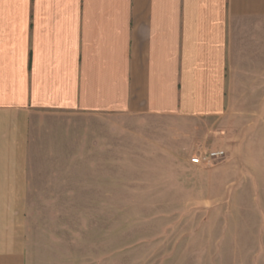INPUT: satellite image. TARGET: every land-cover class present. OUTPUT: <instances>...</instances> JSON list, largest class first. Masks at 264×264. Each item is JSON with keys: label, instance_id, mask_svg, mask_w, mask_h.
<instances>
[{"label": "crops", "instance_id": "crops-1", "mask_svg": "<svg viewBox=\"0 0 264 264\" xmlns=\"http://www.w3.org/2000/svg\"><path fill=\"white\" fill-rule=\"evenodd\" d=\"M260 35L264 0H0V264H61L30 197L103 180L109 117L236 120Z\"/></svg>", "mask_w": 264, "mask_h": 264}, {"label": "rangeland", "instance_id": "rangeland-1", "mask_svg": "<svg viewBox=\"0 0 264 264\" xmlns=\"http://www.w3.org/2000/svg\"><path fill=\"white\" fill-rule=\"evenodd\" d=\"M254 39L262 61L240 84L236 120L109 117L103 180L92 171L76 194L30 197L33 240L53 242L61 264H264V78L253 75L264 35ZM214 148L222 160L190 164Z\"/></svg>", "mask_w": 264, "mask_h": 264}, {"label": "built area", "instance_id": "built-area-1", "mask_svg": "<svg viewBox=\"0 0 264 264\" xmlns=\"http://www.w3.org/2000/svg\"><path fill=\"white\" fill-rule=\"evenodd\" d=\"M225 157V151L221 149H214L205 151L191 157L189 159L190 164L194 166H211L215 162L222 160Z\"/></svg>", "mask_w": 264, "mask_h": 264}]
</instances>
